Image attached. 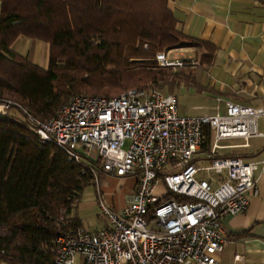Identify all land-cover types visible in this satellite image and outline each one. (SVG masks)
<instances>
[{
	"label": "built area",
	"instance_id": "obj_1",
	"mask_svg": "<svg viewBox=\"0 0 264 264\" xmlns=\"http://www.w3.org/2000/svg\"><path fill=\"white\" fill-rule=\"evenodd\" d=\"M264 1V0H263ZM161 67L188 70L194 59L156 55ZM19 108L34 123L43 144L86 162L103 174L133 178L135 191L115 211L103 199L106 227H83L57 239L56 264H221L223 221L244 212L258 195L259 160L225 155L264 140V106L225 102L223 114H180L175 95L131 88L118 96L78 95L54 117L41 121L11 99H0V114ZM260 124L263 130L260 131ZM240 139V145L223 144Z\"/></svg>",
	"mask_w": 264,
	"mask_h": 264
},
{
	"label": "trees",
	"instance_id": "obj_2",
	"mask_svg": "<svg viewBox=\"0 0 264 264\" xmlns=\"http://www.w3.org/2000/svg\"><path fill=\"white\" fill-rule=\"evenodd\" d=\"M0 99L48 121L78 95L112 98L131 88L190 83L156 55L213 44L184 33L168 0H0ZM19 37L49 44L43 68L12 46ZM23 110L0 114V264H56L57 239L82 227L85 190L104 174L43 144Z\"/></svg>",
	"mask_w": 264,
	"mask_h": 264
},
{
	"label": "crops",
	"instance_id": "obj_3",
	"mask_svg": "<svg viewBox=\"0 0 264 264\" xmlns=\"http://www.w3.org/2000/svg\"><path fill=\"white\" fill-rule=\"evenodd\" d=\"M168 6L186 35L211 43L216 48L211 65L200 63L203 51L198 48L168 51L169 55L177 50L188 52L191 55L183 59L198 61V66L185 70L191 78L187 85L194 86L200 95L209 98L211 114L208 115L223 114L228 101L251 107L264 106V1L168 0ZM12 48L43 68L49 65L50 49L45 42L19 37ZM250 140H255L253 145ZM250 140L247 147H236L249 150H225V155L247 160L261 159L263 138ZM241 143L239 139L238 144L229 145ZM256 175L258 195L249 199L244 212L223 221L225 242L223 251L217 256L221 264H264V171H257ZM108 184L102 178L97 181L99 197L104 201V195L107 197L108 193L102 187ZM135 184L133 178L120 179L119 188L122 190L125 186L126 201L117 205L107 202V205L115 211L121 210L131 199ZM82 227L85 228L84 225ZM75 264H82L81 255L76 256Z\"/></svg>",
	"mask_w": 264,
	"mask_h": 264
},
{
	"label": "rangeland",
	"instance_id": "obj_4",
	"mask_svg": "<svg viewBox=\"0 0 264 264\" xmlns=\"http://www.w3.org/2000/svg\"><path fill=\"white\" fill-rule=\"evenodd\" d=\"M32 48L33 47H31L30 49L33 50ZM190 55L191 54L188 52H180L177 50L172 52L170 56L172 58H185ZM173 72L184 73L185 75H189V73L186 74L184 69H173ZM187 84L189 83H187L186 81L180 82L178 83V85H166L162 88L157 89H160L167 94H172L176 96L180 114L186 116H202L211 114V104L209 98L200 95V92L196 88H194V86H189ZM249 142L251 145H253L255 140H250ZM238 143L239 139H229L223 141V144ZM247 150L242 148L229 149L230 152H244ZM100 178L105 179L109 182L108 185H103L102 187L103 191L108 193L107 197L104 195L106 204L107 202H113L114 205H117L119 202L123 203V201H126L125 195L127 192L125 186H122V190L119 188L120 179L105 174ZM100 178H97L96 185H92L85 190V193L83 194L80 202L76 205V213L78 217L82 220L84 227L89 231H95L104 228L108 224L107 218L100 207L99 188L97 187V181H99ZM108 206L110 205L108 204Z\"/></svg>",
	"mask_w": 264,
	"mask_h": 264
}]
</instances>
